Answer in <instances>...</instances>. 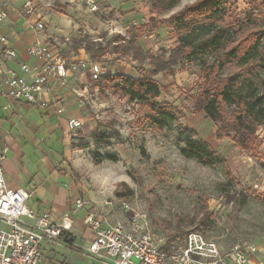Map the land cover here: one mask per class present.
Listing matches in <instances>:
<instances>
[{"label": "rangeland", "instance_id": "374dc122", "mask_svg": "<svg viewBox=\"0 0 264 264\" xmlns=\"http://www.w3.org/2000/svg\"><path fill=\"white\" fill-rule=\"evenodd\" d=\"M83 1L40 0L37 7L45 31L66 51L60 52L66 61L90 58L85 50L88 43L106 46L119 31L115 24L107 23L116 19V2L111 7L109 1L99 0L100 11L93 13ZM202 1L144 0L158 20H168ZM172 3L176 5L170 8ZM225 8V22L241 25V37L253 39L262 28L264 0H229ZM11 17L12 36L25 22L17 10ZM160 29L151 38L154 46H173L176 35L170 26ZM149 32L144 37L150 40ZM120 58L108 55L101 63L106 70L123 74L131 62ZM140 68L149 67L144 63L131 70L136 69L140 77ZM174 70L173 77L165 75L157 81L161 89L158 102H167L181 113L166 128L151 124L148 107L129 101L108 86L101 89L100 79L90 73H84L83 79L78 73L76 80L71 78V92L73 87L88 86L84 94L87 103L81 109L87 120L82 121V130L72 129L69 134L74 176L88 191L89 201L111 222L126 221L133 211L141 212L153 231L175 245H181L188 233L198 232L226 251L237 245L254 246L251 264H264V128L250 139L213 123L193 108L205 87L199 67L183 63ZM96 132L107 133L112 139L98 144L92 137ZM189 140L204 142L218 156L219 164L205 166L184 157L181 150Z\"/></svg>", "mask_w": 264, "mask_h": 264}, {"label": "built area", "instance_id": "2783aa9c", "mask_svg": "<svg viewBox=\"0 0 264 264\" xmlns=\"http://www.w3.org/2000/svg\"><path fill=\"white\" fill-rule=\"evenodd\" d=\"M40 0H0V25L8 22L17 10L34 36L27 53L37 63L20 62L19 70L0 67L1 95L17 103L47 106L51 96L67 88L74 70L91 74L99 80L106 68L101 62L80 61L68 64L57 46L45 35V21L39 17ZM91 12L100 11L97 0H85ZM3 56L16 60L18 54L10 45V36L0 33ZM77 104L84 108V90H77ZM63 110L58 113L62 114ZM83 122L71 120L70 129L82 130ZM9 149L0 148V264H43L44 244L52 246L70 242L71 226L65 220H52L48 211L36 212L29 208L32 193L25 189L13 190L6 184L3 164ZM91 208L85 224L94 240L84 250L100 264H251L256 254L254 246H234L224 250L214 240L198 232L188 233L181 245H175L157 231H153L144 213L133 211L126 221L110 222L103 211L84 198L76 200L73 211Z\"/></svg>", "mask_w": 264, "mask_h": 264}, {"label": "trees", "instance_id": "16d2710c", "mask_svg": "<svg viewBox=\"0 0 264 264\" xmlns=\"http://www.w3.org/2000/svg\"><path fill=\"white\" fill-rule=\"evenodd\" d=\"M228 3L229 0H203L168 20H151L149 25L133 27L126 37L117 35L106 46L88 43L85 50L93 62L114 55L130 57L149 67L140 68L141 76L137 79L119 72H106L100 78V88L104 90L108 86L129 101L148 107L151 124L166 128L181 113L167 102H158L161 89L155 78L161 73L174 75L175 67L183 63L195 64L205 87L193 103L194 110L205 113L213 123L221 124L235 135L243 133L250 139L256 138L258 130L264 128V23L262 20V28L255 32L253 39L241 37V25L225 22ZM166 24L173 26L177 46L161 49L157 54L144 51L138 38ZM92 137L98 144L112 139L103 132H96ZM181 154L205 166L220 162L202 141L189 140Z\"/></svg>", "mask_w": 264, "mask_h": 264}, {"label": "crops", "instance_id": "0c3cea01", "mask_svg": "<svg viewBox=\"0 0 264 264\" xmlns=\"http://www.w3.org/2000/svg\"><path fill=\"white\" fill-rule=\"evenodd\" d=\"M99 3V0H97ZM118 9L116 19H109L108 24H114L118 34L126 37L128 31L133 27L149 25L151 20H157L158 16L152 10L151 6L145 4L144 0H107ZM109 7V5H106ZM115 8V9H116ZM108 8V11H112ZM114 9V8H113ZM120 9L123 17L120 16ZM119 17V19H117ZM25 24V23H24ZM12 18L3 25H0V33L10 34V45L16 50L18 58L8 60L3 56L2 46H0V67L5 66L19 70L20 62L35 64L37 61L27 53L28 46L33 42L34 36L25 26L16 28V34L11 36ZM170 26L174 32L173 26ZM159 28L149 30L150 40L144 35L138 38V44L146 52L155 54L161 49H170L177 46V39L174 34L173 46L159 49L154 46V32L160 31ZM24 27V28H23ZM45 35L50 42L55 44L60 52H66L61 44L55 42L52 36L45 31ZM116 37V36H115ZM96 42V41H95ZM169 43V42H168ZM167 44V43H166ZM64 47V44H62ZM156 47V48H155ZM87 53V52H86ZM88 54V53H87ZM87 58V59H86ZM123 58V59H122ZM123 61H130L131 67L123 71L124 75L139 78L136 69L139 63L133 61L130 57H121ZM91 60L87 55L84 58L70 59L68 64H78L80 61ZM77 71V72H76ZM107 72L111 71L109 68ZM82 72V73H81ZM84 78L81 70H74L68 80L67 88L59 90V95L51 96L50 104L47 106L28 105L25 103L14 102L1 95L0 85V148H8V156L3 164V174L6 184L10 189H25L32 193V198L28 201L30 209L40 213L48 211L52 220H62L65 213H70V217L65 220L67 225L71 226L68 233L70 242L58 243L55 245L44 244L46 251L43 264H100L92 260L84 250L90 246L94 240V234L85 224V219L91 211V208H85L80 211H73L76 200L84 198L91 200L87 195L88 191L82 187L80 181L76 179L72 171V142L69 137L72 131L69 126L71 120L85 122L87 119L83 111L78 107L77 97L74 91L71 92V78L77 79V75ZM82 74V75H81ZM170 75L161 73L155 78ZM175 75V73H174ZM170 75V76H174ZM73 80V81H74ZM1 84V82H0ZM88 92V86L80 89ZM63 110L59 114V110ZM93 207L96 205L92 201ZM96 207V206H95ZM111 222V221H110Z\"/></svg>", "mask_w": 264, "mask_h": 264}]
</instances>
